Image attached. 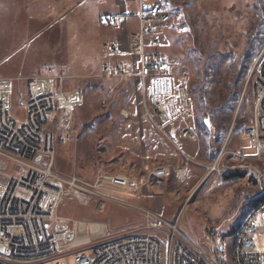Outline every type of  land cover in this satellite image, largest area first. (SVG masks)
Returning <instances> with one entry per match:
<instances>
[{
  "label": "rangeland",
  "instance_id": "374dc122",
  "mask_svg": "<svg viewBox=\"0 0 264 264\" xmlns=\"http://www.w3.org/2000/svg\"><path fill=\"white\" fill-rule=\"evenodd\" d=\"M158 1L167 7L172 18L160 34L161 48L172 58V71L188 77L191 118L194 116L196 123L199 119H208L210 126L223 134L215 153L223 150L221 163L235 162L232 156L225 154L229 151L253 154L255 149L244 131L251 121L254 76L264 63V41L253 63L248 64L249 58L245 56L251 54L264 37V0ZM115 3L119 6L117 0ZM117 6L113 0H0V38L7 41L10 53L9 59L4 57L6 51L1 48L0 40V76L11 78L13 96L23 87L27 76L42 78L57 74L59 79L55 77L57 80L53 83L55 89L63 93L70 90L77 93L79 89L84 95L83 106L65 113L57 109L53 118L50 112L43 128L53 135V169L64 176L90 177L97 157L102 160L104 157L97 152L98 147H104L99 141L103 127L108 124L110 130L115 123L112 117L134 104L133 85L98 78L100 73L104 75L105 63L113 68L119 64L126 73L130 72V56L109 53L106 48L116 40L120 48H124L138 26V19L133 15L127 17L123 28H114L115 18L108 21L106 16L115 15ZM136 8L130 3L126 15L135 13ZM259 54L261 57L250 72ZM200 89L204 93L203 101L199 98ZM12 116L23 120L24 113L14 107ZM152 119L156 122V118ZM57 125L63 132L54 131ZM202 127L206 129L205 125ZM93 128L98 131L92 132ZM109 130H105L106 133ZM70 132L71 137L66 138L65 134ZM205 138L200 140L203 146L208 143ZM211 162L207 160L206 164ZM250 163L263 171V176L256 181L242 168L224 169L219 175L208 173L204 168L201 173L205 176L198 184L200 179L192 176L186 184L171 186L162 193L146 187L147 171L143 170L139 175L144 179L142 194L152 197L155 207L139 205L115 192L112 196L123 203L106 201L103 206L94 203L81 206L65 199L56 214L68 221L74 236L71 244L79 246H71L70 252L63 253L57 260L72 264L73 248L77 250L86 243L103 240L106 231L112 236L154 235V231L146 227L143 213L135 206L160 212L170 223L178 215L177 227L202 249L220 248L224 238L230 246L234 238L227 233H238L250 202L264 193V150L261 159L246 162ZM238 171L245 176L230 177ZM161 199L164 213L157 207ZM254 244L257 250H263L264 235L256 234ZM161 264H165L164 252Z\"/></svg>",
  "mask_w": 264,
  "mask_h": 264
},
{
  "label": "built area",
  "instance_id": "2783aa9c",
  "mask_svg": "<svg viewBox=\"0 0 264 264\" xmlns=\"http://www.w3.org/2000/svg\"><path fill=\"white\" fill-rule=\"evenodd\" d=\"M117 1L118 13L106 16L108 21L117 19L116 28L125 26L126 10L131 1L137 3L134 16L138 26L123 48L131 58L130 72H123L118 64L117 72L113 74L110 66L104 64V75L133 79L135 115L139 123L146 120L160 129L151 113L165 117L166 123L181 120L180 134L188 139L196 137L194 124L188 122L191 119L188 77L172 71V58L161 48L160 34L172 21L170 13L158 0ZM106 48L116 53L121 49L118 41L109 43ZM49 76L28 78L16 96H13L11 80L0 78V264H66L57 259L70 252L73 239L69 242L67 236L60 234L61 230H69L68 221L56 214L57 207L65 199L81 206L89 203L103 206L106 201L123 203L104 190L136 192L144 187L141 176L136 183L131 177L119 174L102 173L93 179H84L54 171L53 135L43 128L54 108L62 113L68 112L69 108L65 104L66 93L53 87L59 79L58 74ZM253 93L251 121L244 134L255 152L229 151L225 154L232 156L235 164H226L221 163L223 150H220L207 166L208 173L219 175L224 169L242 168L255 181L263 176L259 167L246 162L261 159L263 153L264 63L254 76ZM14 107L23 111V120L12 116ZM65 136L71 137V132ZM151 174L165 181L169 173L166 168L159 167ZM135 207L141 210L146 227L154 231V235L126 233L112 236L106 231L103 240L86 243L77 250L73 248L72 264H161L162 252L165 264H228L223 258V247H228L225 238L220 248L202 249L177 227V217L170 223L160 216V212ZM256 234L264 235V201L247 213L244 230L230 236L237 240L232 258H236L238 264H264V249L255 248Z\"/></svg>",
  "mask_w": 264,
  "mask_h": 264
},
{
  "label": "crops",
  "instance_id": "0c3cea01",
  "mask_svg": "<svg viewBox=\"0 0 264 264\" xmlns=\"http://www.w3.org/2000/svg\"><path fill=\"white\" fill-rule=\"evenodd\" d=\"M131 3H134L137 7L136 2ZM113 4L117 6L115 0H113ZM116 13H118V11ZM133 15L134 13H129L127 17H134ZM113 22L116 23L117 21L115 20ZM114 28H116L115 25ZM0 40L2 41L1 48H4L3 51H6L4 57L9 59L10 53H8V43L6 40H4V37L0 38ZM111 52L114 51H109V53ZM119 53L126 55V53H124L123 47L118 53L114 52V54ZM12 54L13 53H11V57L13 58L14 55ZM108 65L110 66L112 73L116 74L117 66L113 68L109 63ZM50 71L53 72L52 69H50ZM122 71L125 72L123 68ZM98 76H101L98 78L102 81H124L127 85H129V87L133 85L134 89V83L129 76H124L121 78L118 76L106 77L105 75H102V73H100ZM5 77L6 76H0L2 79H11ZM27 77L33 78V75ZM27 77L25 78L27 79ZM70 93L71 95H74V97H72ZM82 94V90L79 89L77 90V93L74 94L71 90L66 93L65 104L67 102L72 104L70 108L68 107L71 111L77 106H83L84 95ZM55 110L57 109L54 108V110L51 111L52 118L54 117ZM115 113L117 112H114V114ZM135 114L136 112L133 104V106L122 109L121 113L119 112V116L114 115L112 117L114 118L113 122L115 123H113V127L110 130L108 128V124L103 127V134L99 137V141L103 142L102 144L104 147H98L97 152H100L99 154H103L104 157L103 160L97 157V165H95L92 169V173H90L91 175H89L90 177L88 179H93L98 174L109 173L128 176L133 179L132 181L139 183L140 173L143 170H146V187L150 191H158L162 193L163 189L169 190L171 186L178 187L180 185L186 184L188 180L190 181V177L192 176L198 177L200 179L197 182L198 184L205 176H202V169H207V166L209 165L206 164V161L208 160L210 163L215 159L214 157L217 156L215 154L216 144L222 140L223 134H218L214 127L209 125L211 127L210 128L209 126H206L205 123L204 125L206 126V129L202 126L200 127V125L196 123L194 116H192L191 119H188V122L194 124L197 136L188 139L180 134V129L183 125L181 120H177L172 123H166L165 117L152 114L151 117L153 116L156 118V122H154L157 124V126L161 127L159 129L147 121L139 123ZM59 126H54L53 129L54 131L61 133L63 131H61L62 128ZM105 130L109 131L106 133ZM95 131L98 130L93 128L92 132L95 133ZM45 132L49 131L45 130ZM203 137H206L205 142H208L205 143L206 145L204 146L201 143ZM156 167H163L167 169L169 174L165 181H160L151 174V171ZM105 192L111 196L113 192L117 194H124L137 203H140L139 205L142 206L155 207L154 205H156L152 197L142 194L141 189L137 190L136 192L107 189ZM164 206L165 205L161 199L159 204H157V207L163 213ZM176 217L178 218V215H176L175 218Z\"/></svg>",
  "mask_w": 264,
  "mask_h": 264
},
{
  "label": "trees",
  "instance_id": "16d2710c",
  "mask_svg": "<svg viewBox=\"0 0 264 264\" xmlns=\"http://www.w3.org/2000/svg\"><path fill=\"white\" fill-rule=\"evenodd\" d=\"M134 32V31H133ZM264 41V37L261 39V41H260V44H259V46L258 47H256L254 50H253V52L250 54V53H248L245 57L246 58H249V62H248V64H250V62H252V61H254V59H255V57H256V55L258 54V50H260L261 48H260V46H261V44H262V42ZM260 48V49H259ZM253 63V62H252ZM251 68V67H250ZM199 92H200V94H199V98H200V100L201 101H203L204 100V93H203V90L202 89H200L199 90ZM203 119L204 118H202L200 121L199 120H197V124L198 125H200V127L201 126H203L204 125V121H203ZM250 120V119H249ZM233 129H235V127L233 128ZM245 175H244V172H241V171H238V172H234V173H232L231 174V178H233V179H238V178H242V177H244ZM264 200V193L262 194V195H260L259 197H257V198H255V199H253L251 202H250V204H249V210H248V212L251 210V209H253L254 207H256L259 203H261L262 201ZM247 212V213H248ZM247 215V214H246ZM239 227V226H238ZM237 229V228H236ZM235 229V230H236ZM212 233H213V231H212ZM235 233V231H230V232H228L227 234H229V236H231V235H233ZM214 234V233H213ZM213 234H211V235H213Z\"/></svg>",
  "mask_w": 264,
  "mask_h": 264
},
{
  "label": "bare ground",
  "instance_id": "6f19581e",
  "mask_svg": "<svg viewBox=\"0 0 264 264\" xmlns=\"http://www.w3.org/2000/svg\"><path fill=\"white\" fill-rule=\"evenodd\" d=\"M158 2H161V1H158ZM70 95H71V93H70ZM71 96L74 97V95H71ZM239 230H244V222L241 224ZM239 230H238V233H239ZM60 234L61 235H64V237L67 236L68 237V239H67L68 241H70L71 238L74 239V236H73V232L72 231H69V230L68 231L67 230H61V233ZM236 248H237V240H236V238L233 239V242H232V244L230 246L223 247V258H224V262H228V264H238V260H236V258H232V249H236Z\"/></svg>",
  "mask_w": 264,
  "mask_h": 264
},
{
  "label": "water",
  "instance_id": "95a60500",
  "mask_svg": "<svg viewBox=\"0 0 264 264\" xmlns=\"http://www.w3.org/2000/svg\"><path fill=\"white\" fill-rule=\"evenodd\" d=\"M66 105H67L68 107H71V106H72V104L69 103V102H67ZM204 123H205L206 126H209V125H210L208 119H204ZM262 149L264 150V143L262 144Z\"/></svg>",
  "mask_w": 264,
  "mask_h": 264
}]
</instances>
